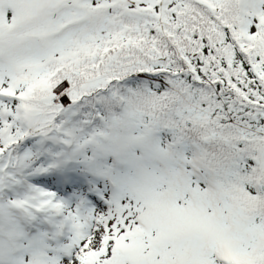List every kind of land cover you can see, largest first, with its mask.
<instances>
[{"label": "snow or ice", "instance_id": "6c2138e0", "mask_svg": "<svg viewBox=\"0 0 264 264\" xmlns=\"http://www.w3.org/2000/svg\"><path fill=\"white\" fill-rule=\"evenodd\" d=\"M0 264H264V0H0Z\"/></svg>", "mask_w": 264, "mask_h": 264}]
</instances>
